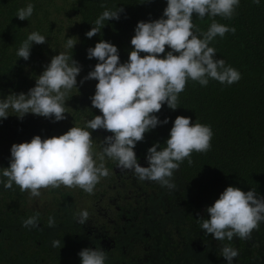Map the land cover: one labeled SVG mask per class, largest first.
Instances as JSON below:
<instances>
[{"label": "trees", "instance_id": "1", "mask_svg": "<svg viewBox=\"0 0 264 264\" xmlns=\"http://www.w3.org/2000/svg\"><path fill=\"white\" fill-rule=\"evenodd\" d=\"M29 2L33 4L32 16L28 20L18 19L15 16L17 9ZM164 7L165 0H0V97L9 92L27 93L34 86L35 77L58 52H66L69 57L72 55L81 66L76 78L77 89H71L66 95L65 119L53 122L29 113L22 119L10 114L0 120V167L8 165L11 144L28 141L33 135L41 138L58 136L71 126L83 127L85 121L101 114L92 107L89 99L95 90V79L80 83L96 63L94 58H86V49L103 39L116 45L120 61H126L136 22L159 18ZM117 8L122 9L118 20L105 21L99 35L85 36L105 9ZM212 19L235 28L234 33L226 32L223 38L217 36L210 46L216 49L217 58L239 71L240 79L231 85L209 80L206 86L188 80L184 90L178 94L177 108L172 110L162 105L156 113L160 120L167 117L168 123L145 133L144 139L136 143L134 152L140 162L145 160L146 150L154 142L159 141L163 147L172 120L177 115L190 117V123L209 125L213 132L210 150L193 152L191 163L186 158L177 169L184 186L181 207L185 208L186 218L193 231L199 234L201 242L219 243L220 249L222 245L242 248V239L234 237L231 241H216L211 234L203 232L200 223L207 217L205 207L227 185L239 187L242 191L253 189L264 196V0L259 5L251 3V0H240L230 19L193 16L192 22L203 32ZM31 31L44 35L46 42L33 43L29 59L25 61L18 58L16 52ZM69 38L76 43L72 49H65ZM89 131L93 158L100 163L97 154L103 147L104 136L111 133L103 129ZM103 163L109 174L99 180L91 194L78 187L61 185L42 188L40 195L35 197L27 190L21 192L16 185L6 189L0 184V264H78V255L73 258L70 252L69 255L64 254L68 244L83 245L81 248L93 246L83 243L81 236L74 237L70 230L66 231L67 226L57 216L70 214V211L65 204L59 203L63 200L66 203L95 200L98 192L104 191L105 185H110L115 178L113 169L116 162L105 157ZM37 214L35 227L22 225L23 220ZM49 218L54 221L51 227ZM54 235L61 240L60 248L52 246ZM220 249L210 250L206 254L207 260L212 264L224 260ZM123 255L116 252V258L106 259L105 264H133L132 257Z\"/></svg>", "mask_w": 264, "mask_h": 264}, {"label": "clouds", "instance_id": "2", "mask_svg": "<svg viewBox=\"0 0 264 264\" xmlns=\"http://www.w3.org/2000/svg\"><path fill=\"white\" fill-rule=\"evenodd\" d=\"M143 2V0H141ZM240 0H165L159 18L138 20L130 37L132 46L127 60L121 62L116 45L100 39L86 49V58L96 63L84 80L95 79V90L90 96L95 114L85 121L83 127L71 126L60 135L41 138L33 135L28 141L13 143L7 167H0V184L6 189L18 186L38 197L40 189L78 187L91 194L95 185L109 172L104 166L107 157L116 162L121 170L131 171L142 181H155L162 187L173 189V173L179 164L193 152L203 153L211 148L212 129L209 125L191 122L188 116L177 115L172 120L168 136L149 146L145 153L147 166H141L134 152L137 142L144 134L158 125L167 124L168 118L160 120L156 115L166 105L177 108L178 94L188 80L206 86L209 80L231 85L240 79V73L216 57V49L210 46L217 36L235 32L212 19L206 31L201 32L193 24L197 18L221 17L230 19ZM259 5L261 0H251ZM33 4L18 8L15 16L29 19ZM122 9H105L88 31L87 38L99 35L105 21L118 20ZM46 37L31 31L17 49L16 55L29 59L33 43L44 44ZM76 40L67 39L65 49H72ZM167 46V51H165ZM143 53V55H141ZM163 53V55H160ZM81 66L66 52L52 56L35 84L25 92H9L0 97V120L10 114L22 119L25 114L39 115L57 122L65 119L67 93L77 89V76ZM103 129L111 133L103 138V147L97 154L100 163L93 158L92 137L89 130ZM207 217L200 228L211 234L216 241L246 239L253 229L264 223V198L255 190L242 191L227 185L218 197L205 207ZM38 214L22 221L24 227H35ZM88 221V212L76 216L80 225ZM49 226L54 221L49 218ZM54 248L61 247V240L52 242ZM225 264H233L238 251L228 245L221 246ZM79 264H105L106 251L101 247H83L78 253Z\"/></svg>", "mask_w": 264, "mask_h": 264}, {"label": "flooded vegetation", "instance_id": "3", "mask_svg": "<svg viewBox=\"0 0 264 264\" xmlns=\"http://www.w3.org/2000/svg\"><path fill=\"white\" fill-rule=\"evenodd\" d=\"M138 163L141 166H147L146 160ZM113 174L115 176L114 180H111L110 185H105L106 189L104 191L98 192L95 200L86 199L75 203H66L64 200L60 202L59 204H65V207L69 208L70 214L73 216L64 214V216L58 215L57 218L67 226V232L74 230L76 232L75 235L77 237L81 236L83 240L90 237L93 242H91V246L103 248L106 251L107 259L115 257L116 252H120L124 253L125 255L123 256L125 257H132L134 260L133 264H173L184 251L182 245L177 244L178 240H175L174 237L182 240L181 238H185L187 233L182 235L179 229L178 234L181 237H178L177 231L172 227L173 221H171L162 230L166 231L168 236L163 240L164 247L161 250L160 244L162 242L158 238L159 235L154 233L153 228L145 231L146 223L148 222L146 214L150 212L147 208L152 209V206L148 203H153L151 200L153 201L163 196L160 186L146 180L142 181L133 172L121 170L117 166L113 169ZM126 181L128 182L126 183ZM180 183L183 185L182 182ZM180 189L181 192H178V199L175 201L172 196L169 202L177 204L181 211L182 219L184 218L185 220V225L192 226L191 222L186 218L185 208L181 207L184 186H181ZM168 193H172L171 190ZM143 198L146 203L142 202L141 204L139 201ZM59 206L61 208L64 207L62 205ZM81 211L88 212V221L82 225L74 220ZM152 211L154 212V208ZM157 213L155 212L151 216L156 223L162 224L163 221H169V219H166L167 213L160 214L159 218L156 217ZM94 228L97 230L94 231ZM165 245L168 247L165 248ZM216 245L219 246V243H216ZM82 246L69 243L68 249L65 250L64 254L69 255L71 253L74 258ZM243 248L245 249V243ZM218 249H220V246ZM55 252L59 253V251ZM77 258L79 259V257ZM165 258L168 259L163 262L162 259ZM124 262L121 261V263Z\"/></svg>", "mask_w": 264, "mask_h": 264}, {"label": "rangeland", "instance_id": "4", "mask_svg": "<svg viewBox=\"0 0 264 264\" xmlns=\"http://www.w3.org/2000/svg\"><path fill=\"white\" fill-rule=\"evenodd\" d=\"M171 179L175 185L173 189L162 187L158 182L149 181L151 183L160 186L163 196L160 198H156L153 201L151 200V202L153 203H148L152 206V209L154 208V212L152 211L151 208H147L149 209L150 212L146 214L148 216L146 218L148 222L146 223L145 231H148L151 228H153L154 233H156V235H159L158 238L163 243V240L167 238L168 234L166 233V231H162V230L163 228H166V225H169V223L173 221L172 227L175 231H177L178 237H181V235L178 234L179 229L182 235H185L187 233V236L185 238H181L182 240L174 237L175 240H178L177 244L182 245L184 251L181 253L179 257H177L176 261L173 264H212L210 260H207L208 257H206V254L210 250L213 251L215 249L218 250L219 246L213 244L212 242L209 243L201 242L202 240L200 239L199 234L192 231L193 230L192 226L184 225L185 220L184 218L182 219V214L179 208L177 207V204L169 202L170 200L169 194H171V196H173V200L176 201V196L178 195V192L181 190L180 188L182 185L180 183L181 181L177 176V170L173 173ZM169 190H171L173 194L168 193ZM262 198H264V196ZM139 202L141 204L142 202L146 203L144 198ZM155 212H158L156 214V217L158 218L160 217L159 216L160 214L167 213L166 219H169V221L166 222L163 221L162 224L156 223L155 220L151 218V216H153ZM74 220L76 222V217L74 218ZM96 230L97 229L94 228V231ZM70 231L73 233V236L76 237L75 231L74 230H70ZM68 239H71V237H69ZM52 240H58V239L54 235ZM72 240L75 241L76 239L73 238ZM243 241L245 243V249L243 247L238 248L237 245L235 246V249L238 251L239 254L237 257L234 258L233 264H264V223L259 224L257 228L253 229L250 236L246 239H243ZM90 242H92L90 237L88 239H84L83 241V243H86L89 246H91ZM163 247L164 244H160L161 250L163 249ZM167 247L168 246L165 245V248ZM215 264H225V261L221 260L220 263H215Z\"/></svg>", "mask_w": 264, "mask_h": 264}]
</instances>
